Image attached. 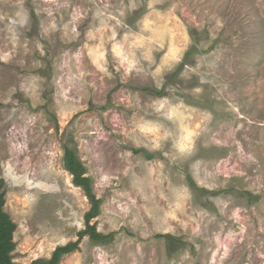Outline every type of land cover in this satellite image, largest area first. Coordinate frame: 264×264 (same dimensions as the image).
Instances as JSON below:
<instances>
[{"label":"rangeland","instance_id":"obj_1","mask_svg":"<svg viewBox=\"0 0 264 264\" xmlns=\"http://www.w3.org/2000/svg\"><path fill=\"white\" fill-rule=\"evenodd\" d=\"M0 179L17 264H264V0H0Z\"/></svg>","mask_w":264,"mask_h":264},{"label":"trees","instance_id":"obj_2","mask_svg":"<svg viewBox=\"0 0 264 264\" xmlns=\"http://www.w3.org/2000/svg\"><path fill=\"white\" fill-rule=\"evenodd\" d=\"M63 169L70 174L71 183L83 191L91 205V209L85 217L86 222H89L100 214L101 201L95 196L93 180L87 175L86 167L80 161L74 149L65 147ZM3 186L4 181L0 179V264H17L12 259V253L16 247L13 241V234L16 230V225L3 210L5 203V191ZM87 232L90 239L98 243L106 242L111 237V235L104 236L97 234L92 229H89ZM76 246V243H69L58 247L49 260H38L33 264H59L64 255L70 254L76 250Z\"/></svg>","mask_w":264,"mask_h":264}]
</instances>
